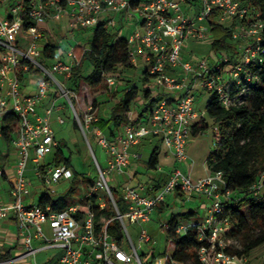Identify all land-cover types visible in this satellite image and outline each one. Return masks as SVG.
I'll return each instance as SVG.
<instances>
[{"label": "built area", "instance_id": "2783aa9c", "mask_svg": "<svg viewBox=\"0 0 264 264\" xmlns=\"http://www.w3.org/2000/svg\"><path fill=\"white\" fill-rule=\"evenodd\" d=\"M60 1L0 0V137L3 116L10 112L17 119L16 129L10 134L15 154L11 190L9 199L0 201V220L15 219L17 239L23 250V254L10 263L32 257L30 264H39L36 261L38 253L58 250L59 254L48 258L44 264H143L138 249L142 244H155L144 225L151 221L156 207L178 192L183 201L194 196L205 200L199 222H180L174 229L178 236L186 234L188 229L196 230L198 241L205 243L197 252L199 264H249L248 257L227 252L233 244L229 232L235 221L225 211L224 202L230 192L225 189L222 173L209 172L194 178L175 166L164 185L153 193H144L139 184L124 185L117 190V198L126 204L125 213H120L117 208L106 173H126L131 158H136L130 154V148L148 137L159 138L176 163L187 161L185 149L192 139V126L205 117V112L196 109L197 94H214L219 104L229 109L241 102L240 97L248 93L251 83L258 82L247 67L260 63L264 56L261 35L264 20L259 10L250 14L241 0H197V6L186 7L181 0H151L141 7H132L128 0H71L66 7L61 6ZM4 6H8V16L1 15ZM107 11L125 13L127 17L135 13L140 16V28L133 30L127 38V55L132 70H144L142 77L147 79L144 89L152 98V102L143 99L144 112L137 114L130 109L126 113V124L113 137L96 126L98 118L93 105L78 115L68 91L55 79L56 75L72 76L78 67L79 61L73 51L66 52V60L58 58L47 66L38 46L42 38L40 26L48 21L60 23L66 16V31L70 38L75 30L92 29L103 21L112 28L113 19L102 18ZM26 23L32 24L26 27ZM214 23L230 30L231 42H242L237 56L221 51L213 52L207 58L185 60L183 50L190 39L211 46ZM23 36L26 40H20ZM29 68L37 71L40 78L36 92L24 95L18 77L21 71L26 72ZM225 79L238 86L237 95H230ZM106 85L109 94L112 93L117 86L116 78L106 76ZM51 86L67 98L96 173L92 191L76 202L68 200L61 210L53 209L50 204L40 205V202L27 205L22 199L23 194L28 193L30 183L24 178L29 162L43 195L54 197L56 187L73 177L70 167L62 161L41 163L58 146L49 120L53 107L45 108L41 115L36 112V107L47 99ZM126 91L130 92L132 88L127 87ZM57 122L64 123L60 117ZM211 130L216 143L220 136L218 127L212 126ZM89 135L106 155L107 172L93 152ZM4 175L5 169L0 166V177ZM262 188L264 171L249 191L258 196ZM107 200L123 230L120 242L106 232L108 220L100 214ZM125 218L140 228L138 247L125 227ZM168 220L160 223L164 233L169 228ZM35 241L40 243L39 247L34 246ZM172 248L174 250V244ZM151 264L184 263L176 261L172 252L155 258Z\"/></svg>", "mask_w": 264, "mask_h": 264}, {"label": "trees", "instance_id": "16d2710c", "mask_svg": "<svg viewBox=\"0 0 264 264\" xmlns=\"http://www.w3.org/2000/svg\"><path fill=\"white\" fill-rule=\"evenodd\" d=\"M69 1L71 0H61L60 4L66 7ZM128 1L132 7L142 2L141 0ZM241 2L242 6L251 11L250 14L259 10L261 19L264 20V0H241ZM181 3L185 7L186 5L197 6V0H181ZM30 24L32 23H26L25 26ZM91 30L87 47L74 46L73 51L79 63L88 60L92 69L85 76L74 77L70 87L75 90L78 81H83L93 91L95 103L98 97L111 96L110 98L113 99L117 97L118 93L116 92L109 94L106 76L116 78L115 89L117 91L123 80L122 75L128 70H132V65L128 60L126 38L117 39L116 34L112 33L105 21ZM261 35L264 39V30ZM211 37L210 48L213 52L224 51L229 54L231 32L228 28L214 23L211 28ZM41 51L46 60L55 58L56 48L52 45H43ZM247 68L258 78V82L251 83L248 93L240 97L241 102L229 109L223 108L214 94H208L204 112L205 117L207 116L212 121V125H208L205 117L200 119L192 126V137L196 138L212 126L218 127L220 136L215 143L214 150L206 159V165L210 173L220 172L223 174L225 189L230 192L224 206L226 213L230 214L235 221L234 227L229 232V239L235 241L238 247H235L233 243L227 248V252L249 258L251 252L264 245V195L255 196L249 191L258 181L261 172L264 171V56L260 63H252ZM25 75H38V72L32 68L26 72L21 71L18 77L20 83L26 78ZM143 80L147 82L146 78ZM225 81V87L230 95L232 97L237 95L239 93L238 86L230 84L227 79ZM129 84L130 81H126V86L121 87L123 95L116 98L117 101L112 104L108 118H101L96 122V126L109 137H113L126 124V113L131 109L130 105L136 95V87L131 84L129 86ZM243 85L246 86L245 83ZM127 87H131L132 91L127 92ZM143 95L144 100L152 102L151 95L146 89H143ZM144 111L145 109L142 110V112ZM2 121L4 126L1 129V136L7 142L11 138L10 134L16 129L17 119L13 113L8 112L3 116ZM73 128L78 130L75 121H73ZM54 161L56 163L62 161L70 167V158L63 157L60 145L56 148ZM157 164L158 151L155 148L150 153L146 167L149 170H154ZM76 180L77 174H73V181L67 189L54 197L43 195L40 198V205L50 204L53 209H64L74 193ZM111 193L115 198L119 212L125 213L127 206L117 198L118 192L111 188ZM175 193L178 197H182V194ZM245 207L248 209L246 213L242 212ZM100 214L108 220L106 232L120 242L123 238V230L109 200L106 201V207ZM193 216V213H180L177 216H171L168 220L169 228L165 233L166 239L174 243L173 258L184 264H199L197 252L199 247L205 244L198 241L194 228L188 229L182 236L174 233L175 227L180 222L188 221ZM0 260L1 262L10 260L9 251L5 255H1ZM260 264H264V259Z\"/></svg>", "mask_w": 264, "mask_h": 264}, {"label": "rangeland", "instance_id": "374dc122", "mask_svg": "<svg viewBox=\"0 0 264 264\" xmlns=\"http://www.w3.org/2000/svg\"><path fill=\"white\" fill-rule=\"evenodd\" d=\"M50 26V32L52 33V36L46 37L44 39L43 44H55L57 45V52L56 54L58 56H63L66 58V51L68 48L71 47V43L65 40V36L63 35V30L58 29L56 27H53L51 24ZM89 39L91 36V33L88 34ZM26 38L20 37V40ZM76 42H80L84 47H87L88 44V37L87 33H83L80 36H75L74 39ZM200 43V42H198ZM201 45H195L191 41L187 42L183 52L187 56L193 57V58H200V57H208L211 54H213V51L211 50V46L205 45L206 43H200ZM242 44V42H230V51L229 54L232 56H237L238 48ZM45 64L49 66L51 62L49 60L45 61ZM92 69L91 63L86 60L84 62L79 63L78 67H76L73 70V74L70 77H63V76H55V79L64 87L65 90L68 91L69 100L72 101L73 109L78 115H82L85 110L90 105H95L93 110L95 112V116L98 119L101 118H108L112 103L109 104L106 102L107 99H113L110 98L111 96H103L101 98H97L96 102L94 103V97L93 91L83 82L78 81V86L75 90H72L70 85L74 77H82L87 75ZM128 73V74H127ZM123 80L124 78H127L132 83L133 79L138 80L139 78V72L134 70H128L124 72L123 74ZM40 78V75L38 74L35 82L38 81ZM121 81V82H122ZM57 94L58 100H54L53 95ZM109 97V98H107ZM197 99L200 98V96L196 97ZM47 107H53V111L50 114L49 120H50V126L55 134L56 141L58 145H60V150L63 153L64 158H70V170L73 174H77V180L74 183V193L70 197L69 201L76 202L79 199H82L85 195L90 193L94 187V183L96 180V173L93 165V161L91 159V156L89 154L88 148L79 132V130H75L73 128V114L71 111V108L69 106V102L67 98L63 97L55 88V86H51L49 90V95L45 102ZM109 104V105H108ZM41 105V104H39ZM39 105L36 107V112L38 110ZM134 106L136 107L135 112L138 114L144 109L143 105V98L139 102H134ZM44 108V109H45ZM205 108V100L201 99L199 101V104L197 105V110L202 113L204 112ZM41 112L43 114L44 112ZM134 109L133 107L131 108ZM39 111V110H38ZM134 111V110H133ZM58 117H60L63 120V124H59L57 122ZM207 119V116L205 117ZM209 124L212 125V123L209 121ZM210 127V126H209ZM212 130L211 127L202 133L201 136L194 139L193 142H190L186 145V154L189 157V162H183L180 163V168L187 167L192 165V170L196 171L197 174H203V172L206 171V157L214 150L215 145H212L214 142V138L212 136ZM90 137V135H89ZM90 143L92 144L93 152L100 163L102 169L104 171H108V168L106 167L107 158L102 149H100L94 140H92V137H90ZM56 150H53L51 153H49L47 156H45L41 163L42 164H52L53 160L55 158ZM147 157L148 154H145L143 158L139 160L140 167L146 172L143 175V178H145V175L148 176H159L160 174H164L163 172L157 171V172H150L146 171V164H147ZM32 168V164L29 162L28 164V171L25 175V181H29L28 185V193L23 194V201L29 199H34V196H43V191H40L38 189H35L36 185L39 183V180L36 179L32 172L29 170ZM164 170H166L164 168ZM148 172V173H147ZM106 178L109 183V185L113 188V190L117 191L120 190V187L123 183V177L122 175H118L116 173L107 172ZM195 176V175H194ZM73 181V177L70 180H63L60 185H58V190H60L59 193H61L64 189L67 188L69 185H71V182ZM160 186H157L156 189H159ZM62 189V190H61ZM119 193V192H118ZM261 193L264 194V188H262ZM58 194V193H57ZM35 200V199H34ZM27 202V201H26ZM36 202V200H35ZM248 209L245 207L242 209V212L246 213ZM169 216V213H162V214H153V221H154V229L151 236L155 240V244L153 246L142 244L141 247L138 249V253L140 255V259L143 264H151L155 258L157 257H164L165 253L168 255L173 252L172 245L174 244L172 241H169L166 239V234L164 231L160 228V223H163L164 220ZM200 221V217L198 218V222ZM125 227L131 237L132 242L136 247H138V234L140 231V228L137 225L131 224L127 218L124 219ZM197 223V222H196ZM234 243L235 247H238V244L235 241H232ZM150 250H152L150 252ZM165 252V253H164ZM55 254H58V250H47L41 253H38L36 255V261L39 264L45 263V261L48 258L53 257ZM264 259V245L259 247L258 249L254 250L249 254V264H260V262ZM33 262L32 257H28L21 261L12 262L11 264H30ZM8 264V263H3ZM121 264V263H116Z\"/></svg>", "mask_w": 264, "mask_h": 264}, {"label": "crops", "instance_id": "0c3cea01", "mask_svg": "<svg viewBox=\"0 0 264 264\" xmlns=\"http://www.w3.org/2000/svg\"><path fill=\"white\" fill-rule=\"evenodd\" d=\"M141 1L142 2L138 3V5L135 7L144 6V5L148 4L151 0L147 3L143 2L146 0H141ZM1 15H3V16L9 15L8 6L2 7ZM102 18H103V20L113 19V25L111 26L112 28H110V29H111L112 33L116 34L117 39L123 37V38H126V40H127L128 36L132 33V31L135 30L136 28H140V25H141V18L137 13L133 14L131 17H127V14H125V13L115 14V13L107 11L106 13L103 14ZM67 20H68V18L66 16H64L62 22H60V23L59 22L56 23L54 21H48L44 25L40 26V29L42 31V38L38 42V46L40 49L43 47V45H45L41 42H43L46 37L52 36V33L50 32L49 24H51L53 27H56L58 29L63 30L62 31L63 35L66 37L65 40L72 44L71 47L68 48L66 52H68L70 50L73 51L74 46H81L82 48H84V46L80 42H76L73 39L75 36H80L83 33H87V37L89 39L88 34L91 33L92 30L91 29L75 30L71 34V37L69 38L67 36V31H66ZM24 38H26V37H24ZM189 41H191L195 45H201L200 43H198L192 39H190ZM47 44H50V43H47ZM50 45H52L53 47L56 48L55 58L53 60L58 59V58H63L66 60V58H64V55L58 56L56 54L57 45H55V44H50ZM205 45L208 46V44H205ZM73 53H74V51H73ZM183 56H184V59L188 60V61H194V60L198 59V58L195 59L193 57L187 56L186 54H184V52H183ZM53 60H49V61L52 62ZM77 60H78V58H77ZM135 71L139 72L140 76H139L138 80L133 79L132 80L133 82L132 83L130 82L131 85L136 87V95L134 96V99L130 105L131 108L132 107L134 108L133 109L134 112L136 109V107L134 106V102H136V101L139 102L143 98V96H144L143 95V89H144V86L146 83V82H144L143 77H142L144 70L143 69H137ZM36 77H37V75H27L26 78L24 79V81L21 82V93L22 94L32 95L36 92V90H37V82H35ZM123 77L124 76L122 75V78ZM124 80L130 81L127 78H124ZM126 81H122L119 84L120 87L117 89V91H116V89H114V91L112 92V93H114V92L118 93L117 97H116L117 99L123 95V93L121 92V89H122L121 87L126 86L125 85ZM130 84H129V86H131ZM118 91H120V92H118ZM198 96H200V98L199 99L196 98L197 99L196 109H197V105L199 104V101L201 99H204L205 103H206V100L208 98V94L200 92L197 94V97ZM53 98L55 101L58 100L57 94L53 95ZM116 98L115 99H107L106 101L108 103L110 102L109 104H111V103L113 104L114 102L117 101ZM45 102H46V100L43 101V103L41 105H39V107H38L39 111L37 110L38 115L42 114L41 112L43 111V109L46 106ZM204 119L206 120L208 125H210L209 121L212 123V121L209 118H207V119L204 118ZM201 135L202 134H200L199 136H201ZM54 136H55V134H54ZM199 136H197L196 138H198ZM196 138L192 137L190 142H193L194 139H196ZM55 140H56V138H55ZM212 145H215V139H214V142ZM155 148L158 151V164L154 170H149V169H147V167L145 168V170L150 171V172L160 171V172H163L164 174H160L157 177L145 175V178H143V175L146 172L140 167L139 160L141 158H143L145 154H148V157H147V160H148L150 153ZM129 152L132 156H136V158H134V157L131 158L130 166L128 167L126 173L122 174L123 183H122L120 189L122 188V186L127 185V184H131V185L139 184L141 187H143L144 193H147V194L153 193L154 191L157 190L156 189L157 186L161 187L162 185H164V183L168 179V174L170 173V171L172 170L173 167L176 166V167L180 168V166H179L180 163H176L174 161L171 154L163 147L161 140L159 138H156V137L145 138L138 145L131 147ZM206 159H207V157H206ZM14 161H15V154H14V150L11 146V141L9 140L6 142L1 136L0 137V166L5 169V175L3 177H0V201H6L7 199H9V193L11 190L10 179L12 177V167H13ZM185 162H189V157H188L187 161H185ZM205 164H206V162H205ZM206 167H207V165H206ZM164 168L166 170H164ZM31 169L32 168H30L29 170L31 171ZM180 169L185 173H190L191 176L194 178L202 177V176L206 175L207 173H209L208 168H206V171L203 172V174H197L196 171L192 170L193 169L192 165L188 166V168L183 167ZM35 187H36L35 189L43 191L42 189H40L38 184ZM67 188H63V189L65 190ZM56 191H57V193L60 192V190H58V188H56ZM262 195H264V194H262ZM40 198H39V196L35 195L34 199L36 200V202L34 199H29V200H26L27 202L25 201V204H27V205L38 204L40 202ZM183 200H184L183 197H181V198L178 197L176 195V193L171 194L167 198V200L164 204L155 208V210L153 211V213L151 215V221L149 223L145 224L144 227L148 230L149 233L152 234L154 226H155L154 221L152 219L153 214H157V215L159 214L160 215L164 212L169 213V216L166 219L170 218L171 216H177L180 213H187V214L193 213L194 216L192 218H190V220L184 221V222H187V223L188 222H198V218L200 217L201 212L205 206V200L198 197V196L191 197V199L186 200V201H183ZM152 239H153V237H152ZM39 245H40V243L38 241L34 242L35 247H39ZM8 251L10 253V260L3 261V262H1V260H0V264H3V263L11 264L10 261H13L14 259L18 258L19 256H21L23 254L22 244L17 239L16 221L12 217H8V218L0 220V256L3 254L5 255L6 252H8ZM58 254H59V252H58ZM58 254H55L54 256H56ZM24 259H26V258L19 259L16 261H21ZM16 261H14V262H16Z\"/></svg>", "mask_w": 264, "mask_h": 264}]
</instances>
